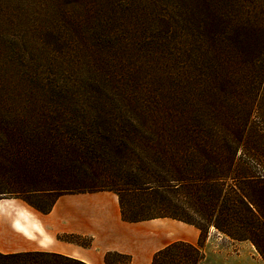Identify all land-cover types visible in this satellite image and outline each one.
<instances>
[{
  "label": "trees",
  "instance_id": "16d2710c",
  "mask_svg": "<svg viewBox=\"0 0 264 264\" xmlns=\"http://www.w3.org/2000/svg\"><path fill=\"white\" fill-rule=\"evenodd\" d=\"M181 1L0 0V195L47 212L60 194L112 190L124 220L199 229L196 244L170 242L151 264H204L210 227L248 241L264 262V0H239L229 26L206 0ZM112 3L119 26L105 47L88 27ZM238 34L230 61L221 41ZM226 88L239 90V106L225 105ZM96 151L116 160L88 162ZM72 158L111 173V184L59 188ZM58 189L46 208L29 199ZM0 264L86 263L34 252L0 253Z\"/></svg>",
  "mask_w": 264,
  "mask_h": 264
},
{
  "label": "crops",
  "instance_id": "0c3cea01",
  "mask_svg": "<svg viewBox=\"0 0 264 264\" xmlns=\"http://www.w3.org/2000/svg\"><path fill=\"white\" fill-rule=\"evenodd\" d=\"M199 233L170 217L124 220L118 195L108 189L60 194L47 212L20 198H0L2 254L48 252L107 264L106 253L115 252L130 257L126 264H151L158 249L176 240L196 244Z\"/></svg>",
  "mask_w": 264,
  "mask_h": 264
},
{
  "label": "rangeland",
  "instance_id": "374dc122",
  "mask_svg": "<svg viewBox=\"0 0 264 264\" xmlns=\"http://www.w3.org/2000/svg\"><path fill=\"white\" fill-rule=\"evenodd\" d=\"M181 3L183 1L180 0ZM192 4L196 5L195 0H193ZM210 6L212 8L213 6L216 7V9L220 12H222L224 15H226V23L227 26L230 25V19L238 20L239 21V0H206L203 3V6ZM200 7V5H199ZM120 7L118 8L116 4H111L109 9L107 11H96V14L99 21L96 20L94 24H91L88 27L89 35L93 37V40L98 45H104L107 47L108 45L112 44L116 41V39L113 37L111 30L116 29L118 25V21H113V17L117 14H119ZM198 14L195 13V17H197ZM99 24L101 25H98ZM215 24V23H213ZM224 23L222 22L220 27H223ZM237 27V26H236ZM218 28L213 27V30H217ZM234 29V28H233ZM239 31V28H238ZM239 33V32H238ZM99 40H102V44H99ZM211 43L214 44L212 41ZM222 46H225V48L228 50L226 52V58L231 61V59H234L235 61L238 60L235 57V52L237 50L236 46L239 44V34L237 37H233L230 40H224L221 41ZM221 51V50H220ZM211 63L216 62V56L213 54L211 59ZM232 67V63L229 62ZM230 88L223 89L221 91V98L225 101L224 103L228 108H231L234 105L239 106V90H237L236 93H231ZM232 102V103H231ZM213 117V110H211V118ZM95 155V156H94ZM87 156H90L91 158H87L88 162L93 161V159H98V161L106 162L110 159L112 162H114L116 159L115 155L112 154V158L106 154H102L99 151H96L94 154L87 153ZM86 156V157H87ZM96 157V158H95ZM86 160H75L72 158L71 161H69V166L71 170L73 171L74 175L72 179L65 180L66 182H63L61 186H58L59 188H82V187H94L99 185H105V184H111L108 180H111V173H91L89 169L86 168L85 163ZM83 171H86L85 174ZM61 190L58 189L57 191L48 193L46 195L42 196H31L29 197L30 201L37 204L41 208L48 207L54 197L60 193ZM14 197L12 194H3L0 195V198H11ZM125 200L128 203H135L139 202L141 200V197H138V199H134L132 201V198L129 196L125 198ZM139 214H142L139 212ZM82 242L87 241V238L84 237L81 239ZM202 250L204 252V264H264L263 260L255 250V248L248 242L244 240H234L226 236L225 234L217 231L214 227H210L206 232H204L203 237V244H202ZM113 259H116L115 256L112 257Z\"/></svg>",
  "mask_w": 264,
  "mask_h": 264
}]
</instances>
